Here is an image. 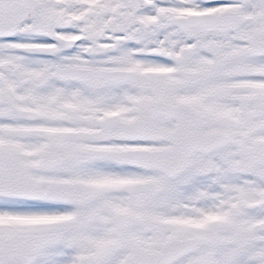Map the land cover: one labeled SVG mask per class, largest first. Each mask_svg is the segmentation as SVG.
I'll return each instance as SVG.
<instances>
[{
  "label": "snow or ice",
  "instance_id": "obj_1",
  "mask_svg": "<svg viewBox=\"0 0 264 264\" xmlns=\"http://www.w3.org/2000/svg\"><path fill=\"white\" fill-rule=\"evenodd\" d=\"M0 264H264V0H0Z\"/></svg>",
  "mask_w": 264,
  "mask_h": 264
}]
</instances>
